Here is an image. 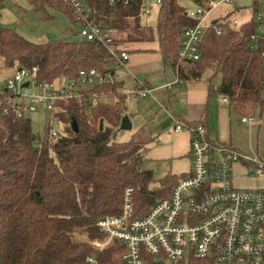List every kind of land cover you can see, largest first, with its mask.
<instances>
[{
    "label": "trees",
    "instance_id": "1",
    "mask_svg": "<svg viewBox=\"0 0 264 264\" xmlns=\"http://www.w3.org/2000/svg\"><path fill=\"white\" fill-rule=\"evenodd\" d=\"M4 1L8 0L0 3ZM27 2L43 18L52 9L73 23L62 0ZM85 2L92 19L111 31L116 45L153 42L156 36L163 64L177 68L179 81H197L207 70L233 112L251 116L263 109V59L247 49L256 28L255 4L238 27L225 26L221 35L206 30L199 60L185 66L177 65L176 54L182 30L193 21L177 0H163L158 6L155 32L141 23L144 0L127 6H109L106 0ZM0 58L8 68H36L41 83L60 76L75 80L82 70L104 71L110 66L108 53L99 44L74 35L39 44L1 26ZM120 86L105 84L89 92L99 99L117 94ZM57 107L62 131L51 140L40 137L38 127L33 131L29 118L15 120L0 114V264H89L88 257L96 264H122L125 248L118 242L104 252L90 248L89 240L103 237L96 222L121 214L127 188L133 189L134 217L143 216L170 195L177 178L155 180L143 168L146 147L133 137L117 140L125 111L120 98L113 105L99 101L80 107L69 100ZM77 235L85 240L78 241Z\"/></svg>",
    "mask_w": 264,
    "mask_h": 264
},
{
    "label": "built area",
    "instance_id": "2",
    "mask_svg": "<svg viewBox=\"0 0 264 264\" xmlns=\"http://www.w3.org/2000/svg\"><path fill=\"white\" fill-rule=\"evenodd\" d=\"M70 12L77 38L99 44L108 53L110 66L104 71L82 70L75 80L60 76L51 82H38L36 68H16L12 77L0 82V114L15 120L43 113L47 118L45 140L58 135L54 126L57 104L75 100L80 107L97 105L98 95L89 90L95 86L120 83V75L127 67L129 53L114 43L110 30L102 22H95L85 0H62ZM109 6H127L133 0H106ZM163 0H144L143 16H150L151 4L159 6ZM196 8L186 15L193 24L182 30L176 54L177 65H189L200 58L204 32L210 28L221 35L225 26L238 27L242 22L227 20V14L214 17L220 7L232 6L238 0H189ZM237 12L241 10L237 8ZM256 23L249 36V53H259L264 70V8L253 15ZM177 77V68H175ZM177 81H179L177 77ZM27 83L26 88L23 85ZM31 88V92L23 93ZM217 100L227 102L219 86H213ZM151 88L142 80L125 93L133 100L151 95ZM252 116L241 118L251 124ZM188 131L190 170L177 177L167 198L158 200L140 217H134L133 189L123 194L122 212L106 216L96 222L101 238L88 241L95 252H104L113 241L125 248L122 264H264V189H238L232 185V166L241 163L248 174L264 175V161L250 157L236 148L211 142L201 123L184 125L177 121L175 132ZM89 264L96 261L88 257Z\"/></svg>",
    "mask_w": 264,
    "mask_h": 264
},
{
    "label": "crops",
    "instance_id": "3",
    "mask_svg": "<svg viewBox=\"0 0 264 264\" xmlns=\"http://www.w3.org/2000/svg\"><path fill=\"white\" fill-rule=\"evenodd\" d=\"M120 48L129 53V61L120 75L119 92L112 94L115 97L113 103L108 102L109 94L100 96L99 101L109 105L115 104L119 98L123 101L124 116L131 123V130L119 129L117 140L123 142L133 137L138 144L145 146L143 168L145 163L150 164L147 170L152 172L153 177L158 173V180L165 176L177 178L190 170V133L185 130L175 132L177 121L184 125L201 123L211 142L230 145L241 152L243 147H247L248 137L252 145L255 134L258 137L264 130V107L261 111L257 110L259 120L253 114L251 124L242 123L244 116L233 112L227 102L217 100V94L212 91L211 73H204L197 81H177L173 68L162 62L158 41L126 43ZM135 79L144 81L151 88L150 96L133 100L125 93L134 85ZM101 97H105V101H101ZM243 133L247 137L245 140H242ZM256 158L263 161L258 152ZM234 174L237 175L235 183ZM238 174H246L241 163L232 166V185L238 189H250L242 188L245 178L239 179Z\"/></svg>",
    "mask_w": 264,
    "mask_h": 264
},
{
    "label": "rangeland",
    "instance_id": "4",
    "mask_svg": "<svg viewBox=\"0 0 264 264\" xmlns=\"http://www.w3.org/2000/svg\"><path fill=\"white\" fill-rule=\"evenodd\" d=\"M177 3L182 8L186 10H195L196 6L189 0H177ZM261 10L264 8V0H238V2L232 6H224L218 8L214 13V17L219 16L220 14H228L227 20L236 19L238 22L244 21L255 9ZM152 7V12L150 16H142L141 23L150 27L155 31L157 27V14L158 7L154 4L150 5ZM242 7V12H237L234 8ZM46 13L49 17L43 18V13L32 11L28 5L27 0H8L0 3V26L6 29H13L22 37L27 40H30L35 43H45L48 41H53L56 39L64 37H73L72 31H77L79 26L78 24L71 23L68 18L58 11L47 9ZM206 32V31H205ZM204 32V33H205ZM154 38V42H156ZM155 45V44H154ZM15 68L5 67L2 59L0 58V82L5 81L6 79L12 77ZM205 73H211L207 71ZM213 85L218 86V81L216 79L212 80ZM31 88L24 89L23 93L31 92ZM108 102L113 103L115 100L114 95H107ZM101 101L105 97H101ZM105 101V100H103ZM259 113L257 110L254 113V116L259 120ZM263 119H264V110H263ZM47 118L48 116L43 113H34L29 115V119L38 127V134L40 137L44 138L47 133ZM264 125V120H263ZM55 131H62L60 124L54 126ZM247 137L243 133L242 140H245ZM246 148L243 147L242 152L247 154L250 157H257V152L261 159L264 161V130L257 137L255 134V139H253L252 145L249 143V137L246 141ZM250 146V147H249ZM252 148V149H250ZM257 150V151H256ZM150 164L145 163V170L149 168ZM158 173L154 174V179L158 180ZM245 178L242 188H264V177L262 175H252L246 174L243 176L238 174V178ZM237 175L234 174V183ZM78 241H84L85 238L76 236Z\"/></svg>",
    "mask_w": 264,
    "mask_h": 264
},
{
    "label": "water",
    "instance_id": "5",
    "mask_svg": "<svg viewBox=\"0 0 264 264\" xmlns=\"http://www.w3.org/2000/svg\"><path fill=\"white\" fill-rule=\"evenodd\" d=\"M27 86H28L27 83H25V84L23 85L24 88H26ZM72 127H73L74 131H76V124H75L74 122L72 123ZM36 129H37V126L34 125V126H33V131H36ZM119 129H120L121 131H129V130H131V123H130V121H129V119H128L127 116H124V117L121 119ZM155 264H164V263H163L162 261H159V262H156Z\"/></svg>",
    "mask_w": 264,
    "mask_h": 264
}]
</instances>
